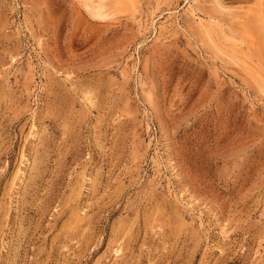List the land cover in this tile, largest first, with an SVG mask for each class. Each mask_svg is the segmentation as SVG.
<instances>
[{
    "label": "rangeland",
    "instance_id": "374dc122",
    "mask_svg": "<svg viewBox=\"0 0 264 264\" xmlns=\"http://www.w3.org/2000/svg\"><path fill=\"white\" fill-rule=\"evenodd\" d=\"M0 264H264V0H0Z\"/></svg>",
    "mask_w": 264,
    "mask_h": 264
},
{
    "label": "bare ground",
    "instance_id": "6f19581e",
    "mask_svg": "<svg viewBox=\"0 0 264 264\" xmlns=\"http://www.w3.org/2000/svg\"><path fill=\"white\" fill-rule=\"evenodd\" d=\"M87 8L91 9L90 11H92V15L95 16V17L96 16L105 17V16H107L109 14L114 13V8L110 4H107L105 2L98 3L97 5L88 4Z\"/></svg>",
    "mask_w": 264,
    "mask_h": 264
}]
</instances>
